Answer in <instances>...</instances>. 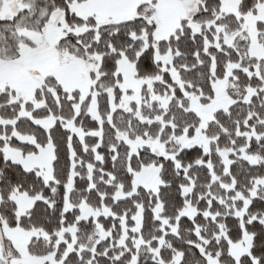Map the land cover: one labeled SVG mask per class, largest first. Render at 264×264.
<instances>
[{
	"label": "snow or ice",
	"instance_id": "obj_1",
	"mask_svg": "<svg viewBox=\"0 0 264 264\" xmlns=\"http://www.w3.org/2000/svg\"><path fill=\"white\" fill-rule=\"evenodd\" d=\"M0 264H264V0H0Z\"/></svg>",
	"mask_w": 264,
	"mask_h": 264
}]
</instances>
